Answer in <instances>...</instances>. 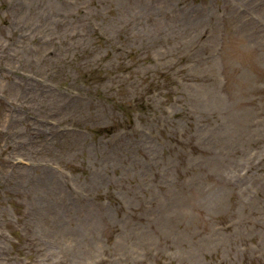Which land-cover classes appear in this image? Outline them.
<instances>
[{"label":"rangeland","instance_id":"374dc122","mask_svg":"<svg viewBox=\"0 0 264 264\" xmlns=\"http://www.w3.org/2000/svg\"><path fill=\"white\" fill-rule=\"evenodd\" d=\"M15 1L0 264H264V0Z\"/></svg>","mask_w":264,"mask_h":264},{"label":"bare ground","instance_id":"6f19581e","mask_svg":"<svg viewBox=\"0 0 264 264\" xmlns=\"http://www.w3.org/2000/svg\"><path fill=\"white\" fill-rule=\"evenodd\" d=\"M16 3H17V1L12 0V2H11V8L16 7V6H17ZM12 25H13V23L9 24V25H8V28H9V27H12ZM22 80L24 81L23 84L27 86L26 92H29V90H28V86H29V85H28V84H31L32 81L29 80V79H22ZM29 94H32V93H29ZM12 116H14V114H13ZM12 116H10V117H11V118H10V119H11V122H13V117H12ZM39 136H40V134L38 133V137H39ZM29 139H30V138H29ZM29 139H28V140H29ZM30 143L34 144L33 141H31Z\"/></svg>","mask_w":264,"mask_h":264}]
</instances>
